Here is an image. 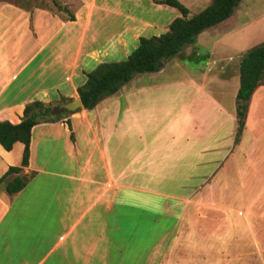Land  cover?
<instances>
[{
    "label": "crops",
    "instance_id": "obj_1",
    "mask_svg": "<svg viewBox=\"0 0 264 264\" xmlns=\"http://www.w3.org/2000/svg\"><path fill=\"white\" fill-rule=\"evenodd\" d=\"M179 1L190 13L189 4L204 3L199 11L210 3ZM11 2L0 1V121L13 124L35 100L51 103L56 113L64 112H57L56 106L78 97L77 87L97 64L111 62L107 58L111 55L125 58L139 37L159 35L153 31L165 25L164 32L180 15L175 7L148 0L151 19L126 14L129 24L97 40L94 12L105 16L108 0L58 1L60 8L68 6L63 10L70 11L66 17L54 8ZM169 7L177 15L160 24V8L163 13ZM200 33L194 43L198 49ZM134 78L91 109L64 112L57 121L32 127L28 165L0 182V264H220L234 254L222 252V244L232 238L219 223L222 218L228 223L235 220L249 229L248 214L240 221L236 213L241 209L234 206L194 203L199 187L181 194H162L153 188L161 180L202 182L212 174L214 182L229 183V177L239 174L242 161L246 168L254 165L249 150L264 151V86L252 94L242 138L234 143L238 76L225 103L192 77L164 82L156 78L150 79L155 83L136 82L131 87ZM190 85L194 94L185 95L181 87ZM170 86L173 93L154 98ZM23 148L20 141L10 150L0 144V178L9 167L20 166ZM15 176L27 181L9 194L5 183ZM132 179L135 188L151 195L186 197L161 207L159 212L174 220L158 228L155 236L137 233L138 223L132 227L111 220L126 206L122 192ZM216 240L221 243L215 247ZM213 247L215 252L207 251Z\"/></svg>",
    "mask_w": 264,
    "mask_h": 264
},
{
    "label": "rangeland",
    "instance_id": "obj_2",
    "mask_svg": "<svg viewBox=\"0 0 264 264\" xmlns=\"http://www.w3.org/2000/svg\"><path fill=\"white\" fill-rule=\"evenodd\" d=\"M0 1H12L11 3L18 2L20 4L17 5L22 7L29 5L32 7L43 6L51 9L54 8V10L58 11L60 14L63 12V16L66 17L68 14L65 13H69L70 11L65 12L63 10H66L68 6L60 8L58 1H61V3L69 2L74 4L78 0H58L56 1V5L52 0ZM100 1V3H104V0ZM147 1L148 0H108V4H106L108 12L104 14L105 16H101L100 18L97 11L94 12L92 29L93 31H96L95 28H97V40L105 38L106 35L112 34L123 26L129 24L131 19H126L124 17L126 14L129 18L134 17L136 20L151 19L150 12L152 13V9L148 6ZM203 1L207 2L208 0ZM203 4L196 2L192 5L189 4L191 7L190 10H192L193 13H197L205 8L204 6L198 11V8ZM74 7L77 8V6ZM169 8V11H164L163 13H161L160 8V24L162 21L168 22L171 17L177 15L178 11L175 8ZM222 22L200 33L198 43L202 47L200 46L198 49V44L194 45V43L184 47L180 53L165 63V68L162 72H145L137 75L132 81L133 83H131V87L134 86L136 82L140 83L148 81L151 83L153 81L150 79L156 78L157 81L164 82L166 80L192 77L199 83L202 82L204 88L213 94L218 93L220 99H223L225 103L228 99L226 96L229 93L230 88H232L237 80L235 77L238 76V62L243 52L264 42V0H241L238 6L234 9L232 15ZM161 27L159 30H154L153 33H163L162 30L164 28ZM217 37L219 38L218 42L210 49ZM130 40L131 37H128V42ZM127 49L131 52L132 50L130 49H132V45H129ZM207 49H210L211 53H208L209 50ZM200 50H203L204 52H201ZM114 57L115 56L111 55L107 58H109L110 61H119L126 58V56L125 58H118L119 56ZM204 62L206 63L205 67H203ZM181 88L185 95H188V93H190V95L194 94V88L192 85L182 86ZM182 89H180V92ZM164 92L173 93L174 88L170 86L163 91L159 90L157 94L155 93L154 98H157V95L161 97ZM159 100H161V98ZM227 104H231L230 100H228ZM159 118L161 119V116ZM146 136L149 137L150 134H146ZM263 155L264 151L259 154L252 149L249 150L248 158L252 157L254 161L256 160V163L253 165V162H251L246 168L247 163L245 164L242 161L239 174L236 179L235 177H229V183L225 180L214 182L212 180V174L202 182H190L180 179L161 180L158 182V188H153L155 191L162 194H181L188 192V189L191 187H199V193H197L196 197L192 198L193 200H196L194 203L207 206H234L237 211H240L241 209L239 213H236L239 216L238 218L240 221H244V216H247V214L249 215L251 219L249 229L247 228L248 224H245L244 222L239 223V221L236 222L235 220H230L231 222L228 223L224 221V218L221 219L219 224H221L223 231H229V235L232 238L228 240V236H224L225 239L227 238L228 244H222V252L234 254H230L228 257L229 260H226L225 258V261H219L220 264H264ZM127 185L128 187L127 190H125V194H123L124 191L122 192V197L125 196L124 203H126V206L122 207L121 211L114 212L111 220H119L121 222L126 221L128 224H131L132 227L135 226V223H138L137 233L155 236L158 228H165L171 225L174 220L172 216L164 215L163 213H160L159 210L162 206L172 205L178 203V201L186 199L184 196L166 197L163 195H151L145 191L143 192L140 189L135 188L136 184L133 179L128 180ZM220 213L221 216L225 215L223 212ZM209 226L210 225L207 224V227ZM148 241H150V237L144 241V244ZM219 243H221V241L216 240L215 247L216 245H219ZM207 251H212L213 253L216 250L213 247L212 250L207 249ZM247 254L249 256H246ZM219 258V260H221V257Z\"/></svg>",
    "mask_w": 264,
    "mask_h": 264
},
{
    "label": "trees",
    "instance_id": "obj_3",
    "mask_svg": "<svg viewBox=\"0 0 264 264\" xmlns=\"http://www.w3.org/2000/svg\"><path fill=\"white\" fill-rule=\"evenodd\" d=\"M56 5V0H52ZM241 0H211L197 13L179 0H158L175 7L180 15L171 20L167 30L159 35L141 36L135 48L125 59L101 62L86 74L84 83L77 87V94L84 108H93L103 98L116 93L136 75L145 72H157L165 63L175 57L184 47L195 43L197 35L229 18ZM191 17L188 18V15ZM73 18V16H70ZM239 87L235 96L236 132L234 143H237L245 129L246 114L252 94L260 85H264V42L243 52L238 62ZM64 112L56 113L54 105L42 101L28 103L20 122L13 124L0 121V144L10 150L16 141L23 143L20 166H11L0 178V182L11 172H19L28 165L29 144L32 127L41 122H54L63 117ZM66 123L70 127L67 119ZM27 177L15 176L5 183V190L13 194L21 190Z\"/></svg>",
    "mask_w": 264,
    "mask_h": 264
},
{
    "label": "water",
    "instance_id": "obj_4",
    "mask_svg": "<svg viewBox=\"0 0 264 264\" xmlns=\"http://www.w3.org/2000/svg\"><path fill=\"white\" fill-rule=\"evenodd\" d=\"M191 17V14L188 15V18ZM83 105L81 103V100L79 97H76L68 102H61L59 103L55 110L57 112H61V111H64V112H75L77 110H79L80 108H82Z\"/></svg>",
    "mask_w": 264,
    "mask_h": 264
}]
</instances>
